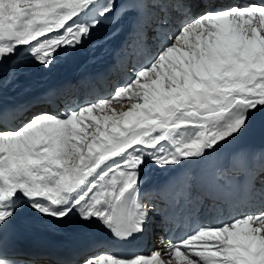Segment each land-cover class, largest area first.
<instances>
[{
    "label": "snow or ice",
    "instance_id": "obj_1",
    "mask_svg": "<svg viewBox=\"0 0 264 264\" xmlns=\"http://www.w3.org/2000/svg\"><path fill=\"white\" fill-rule=\"evenodd\" d=\"M119 7L162 42L131 82L63 114L0 125V264H16L4 235L21 207L49 221L78 214L122 243L142 236L156 211L138 200L150 167L179 173L158 190L177 215L241 193L264 201V151L202 168L264 121V0H0V76L22 53L51 67ZM125 100L127 110L111 109ZM84 264H264V205L149 256L104 252Z\"/></svg>",
    "mask_w": 264,
    "mask_h": 264
},
{
    "label": "bare ground",
    "instance_id": "obj_2",
    "mask_svg": "<svg viewBox=\"0 0 264 264\" xmlns=\"http://www.w3.org/2000/svg\"><path fill=\"white\" fill-rule=\"evenodd\" d=\"M123 11V7L118 8L115 13L107 19L102 20L98 28H95L90 35L92 36V34L96 32H103L101 35L103 42H105L108 38L114 37L113 39H115V41L113 43H117L114 45V48L122 53L126 52L128 48L134 46V44H132L133 33L131 32L133 30V19L130 15H122ZM118 31L120 34H118ZM127 37H129V43H126L125 38ZM159 41L160 40H157L156 42ZM84 42L75 49L60 51L55 57V62L49 68H45L37 64L30 56L22 53L16 59L10 61L9 67L5 68L4 74L0 76L2 79L0 80V97H7L10 94V90L16 89V86L22 82L23 78L28 81L27 90L33 91L37 87L39 81H41L42 84H46L53 78H55L54 82L58 80L60 82L68 79L73 80L77 74L84 72L85 68H87L86 66L96 67L95 65L99 62L96 56L102 53L99 51L101 42L97 40L93 46H87L88 43ZM149 48L153 50V53H156L158 49L157 46H150ZM117 105L118 103H112L110 107L115 111L124 110L118 108ZM108 114L111 115L110 112ZM217 163H221L218 154L213 156L209 164L210 166H213ZM154 170H157V168L150 167L146 171ZM153 174L154 172H146L144 179L148 180L153 177ZM25 210H28L27 217H31L32 220L43 218L31 209L25 208ZM92 225L98 224H87L79 218L78 214H73L71 218L66 219L63 222L50 221L46 223V226L40 228L37 235H46L47 227H57L59 228L57 233L67 234L72 231L69 229L71 226L72 229L78 230L81 227H88ZM98 227L99 231L103 230L99 225ZM141 255L149 256L151 254L143 252Z\"/></svg>",
    "mask_w": 264,
    "mask_h": 264
},
{
    "label": "rangeland",
    "instance_id": "obj_3",
    "mask_svg": "<svg viewBox=\"0 0 264 264\" xmlns=\"http://www.w3.org/2000/svg\"><path fill=\"white\" fill-rule=\"evenodd\" d=\"M121 8V7H119ZM120 31V30H119ZM118 31V34H120V32ZM115 36V35H114ZM116 37V36H115ZM114 38V37H112ZM115 40V39H114ZM9 64H10V61L8 63L5 64V68L9 67ZM124 103V102H123ZM118 104H121L120 102ZM118 108H121V109H124V110H127L128 107H129V104L126 102L124 103V105L120 106V105H117ZM117 108V109H118ZM119 112V111H117ZM111 113V112H110ZM263 128H264V121H258L254 127H252L247 133L245 134H248V133H260L263 131ZM158 170V169H157ZM147 173L148 172H154V171H146Z\"/></svg>",
    "mask_w": 264,
    "mask_h": 264
}]
</instances>
